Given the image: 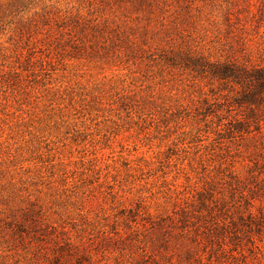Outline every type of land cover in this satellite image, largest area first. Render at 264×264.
<instances>
[{"label":"rangeland","instance_id":"obj_1","mask_svg":"<svg viewBox=\"0 0 264 264\" xmlns=\"http://www.w3.org/2000/svg\"><path fill=\"white\" fill-rule=\"evenodd\" d=\"M210 2L0 0V264H264Z\"/></svg>","mask_w":264,"mask_h":264},{"label":"trees","instance_id":"obj_2","mask_svg":"<svg viewBox=\"0 0 264 264\" xmlns=\"http://www.w3.org/2000/svg\"><path fill=\"white\" fill-rule=\"evenodd\" d=\"M210 7L224 13V22L231 28L245 33L251 31V42L258 52H264V0H211ZM213 78L223 83L233 95L235 105L241 111L242 120L237 121L232 132L245 134L257 140L258 158L250 172L247 187L249 195L246 206L254 208L255 200L264 204V57L253 64L226 63L210 70ZM259 138V139H258ZM251 200V201H250ZM259 215L249 214V225L257 231L264 230V207Z\"/></svg>","mask_w":264,"mask_h":264}]
</instances>
